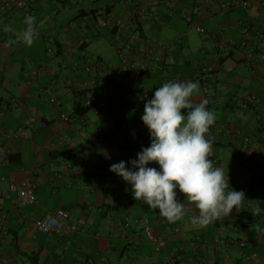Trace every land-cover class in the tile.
Returning <instances> with one entry per match:
<instances>
[{
	"label": "crops",
	"instance_id": "1",
	"mask_svg": "<svg viewBox=\"0 0 264 264\" xmlns=\"http://www.w3.org/2000/svg\"><path fill=\"white\" fill-rule=\"evenodd\" d=\"M3 1L0 152L8 159L0 163V187L30 179L37 201L23 206L0 198L8 228L0 264H264V0H24L12 13ZM29 14L39 37L30 47L9 43ZM176 14L201 26L210 47L203 39L195 55L181 49L185 32L168 35ZM218 15L227 17L223 26L207 32L204 21ZM105 32L128 73L106 68L100 49L89 58L102 66L87 69L86 50ZM169 80L199 81L194 102L209 99L216 114L210 158L244 192L238 209L206 226L192 224L198 209L179 189L187 214L169 223L110 171L150 146L141 119L146 98ZM21 128L26 135L13 137ZM59 209L78 226L68 244L34 224ZM144 218L165 242L159 251Z\"/></svg>",
	"mask_w": 264,
	"mask_h": 264
},
{
	"label": "clouds",
	"instance_id": "2",
	"mask_svg": "<svg viewBox=\"0 0 264 264\" xmlns=\"http://www.w3.org/2000/svg\"><path fill=\"white\" fill-rule=\"evenodd\" d=\"M23 23L25 27L9 43L30 47L39 37V28L31 15ZM10 30L4 26V31ZM200 88L198 80H169L156 88L146 98L141 116L149 129L150 146L142 147L137 158L110 165V171L130 186L136 200L158 209L169 223L186 216L185 200L198 209L192 224L206 226L230 215L244 198L243 191L230 186L224 168L210 158L214 141L208 134L216 114L208 107L209 99L194 102ZM151 163L159 168L149 166ZM177 189L185 194L184 201L177 198Z\"/></svg>",
	"mask_w": 264,
	"mask_h": 264
},
{
	"label": "built area",
	"instance_id": "3",
	"mask_svg": "<svg viewBox=\"0 0 264 264\" xmlns=\"http://www.w3.org/2000/svg\"><path fill=\"white\" fill-rule=\"evenodd\" d=\"M25 5L24 0H4L3 1V9H5L8 13H12L15 8L23 7ZM191 21V17H188ZM199 31H203V28L199 26L197 28ZM242 45H247L246 41L243 42ZM220 48L224 49V45L221 44ZM85 54V52H83ZM173 62V59H171ZM96 65L102 66L101 63H98L96 59L87 58V69L91 70ZM121 72L128 73L129 67L126 65L122 66L120 69ZM137 77V76H136ZM200 78V76H197ZM250 99V98H249ZM26 135V131L24 128L17 130L12 133L13 137H19ZM252 144L256 145L257 141L249 140ZM8 159V153L6 151L0 152V163L5 162ZM83 159H80V162H83ZM1 181V179H0ZM0 198H7L11 200H17L20 205H29L34 204L37 201V195L35 191V184L30 180L26 179L23 181L11 180L9 182V187L7 191H3L0 187ZM71 214L69 211L65 209H59L55 213H46L41 217H37L34 220V224L38 231L41 232H56L58 235L65 238L67 244L70 242V237L73 232L77 230V224L70 223ZM144 229L147 237L156 245V249L160 250V248L165 244L163 240L158 238L154 232V228L152 224L149 223L148 219L145 218L142 220ZM8 234V228L5 224L4 217H0V251L2 249V243Z\"/></svg>",
	"mask_w": 264,
	"mask_h": 264
},
{
	"label": "rangeland",
	"instance_id": "4",
	"mask_svg": "<svg viewBox=\"0 0 264 264\" xmlns=\"http://www.w3.org/2000/svg\"><path fill=\"white\" fill-rule=\"evenodd\" d=\"M71 1L73 4H76V0ZM105 1L109 2V0ZM106 2H104L103 4H105ZM117 5L120 6V3H116V9ZM86 6L89 7V5ZM72 9L75 10L74 7H72ZM179 16L180 14H176L171 18L170 22L168 23L170 28V30L168 31V35H175L176 33H178V31L185 32V34L182 36L185 45H183V48L181 49H185V52L188 54L192 52V54L195 55L196 50L200 46H202L203 39L206 41L205 44L210 47V40L205 38V34L203 32L198 31L195 25L188 24L185 19H181V17ZM226 19L227 17L225 15H218L214 19H207L204 21V28L207 30V32L212 31V29H219L223 26V21ZM149 33L150 35H153V33ZM86 34L88 33L86 32ZM110 39L111 34L109 32H105V35L97 37L96 39L93 38L91 40L92 42L89 44V47L86 50V57H95V53H97L96 51L100 49L102 50L106 58L104 61V66L107 68L108 64L111 63L110 65L113 66V69L117 70L118 67H122L123 62L116 53L117 43L113 44L112 41L110 42ZM180 45L177 44L176 46L180 48ZM79 53L81 54L82 51L79 50Z\"/></svg>",
	"mask_w": 264,
	"mask_h": 264
},
{
	"label": "trees",
	"instance_id": "5",
	"mask_svg": "<svg viewBox=\"0 0 264 264\" xmlns=\"http://www.w3.org/2000/svg\"><path fill=\"white\" fill-rule=\"evenodd\" d=\"M30 15V14H29ZM84 44L82 43V45H81V47L83 46ZM89 109V106H87V107H85V108H82L81 110H79L81 113H84V112H86L87 110ZM248 166H249V164H248ZM145 219V218H144ZM148 221H149V223L151 224V222H150V220L148 219ZM143 228H144V225H143ZM144 231H145V229H144ZM145 234H146V232H145ZM147 236V235H146ZM156 246V245H155ZM162 248V247H161ZM160 248V249H161ZM159 251V250H158ZM177 251H179L178 250V248H174V250H173V252H172V255H171V259H174V258H176L177 257V254H178V252Z\"/></svg>",
	"mask_w": 264,
	"mask_h": 264
}]
</instances>
